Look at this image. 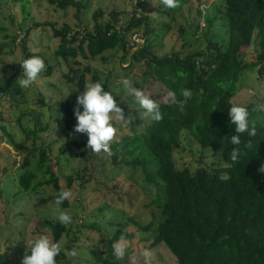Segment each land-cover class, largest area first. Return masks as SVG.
Segmentation results:
<instances>
[{
  "label": "rangeland",
  "instance_id": "374dc122",
  "mask_svg": "<svg viewBox=\"0 0 264 264\" xmlns=\"http://www.w3.org/2000/svg\"><path fill=\"white\" fill-rule=\"evenodd\" d=\"M76 1L84 3L85 9L80 12L73 7L60 9L48 0H0V44L4 45L0 54V89H5L8 84L13 94L0 99V255L6 254L7 264H21L31 240L47 235L53 241V231L48 223H58L52 215L54 202L50 200L55 191L46 185L52 174L64 189H68L65 188L66 178L74 179L69 188L74 198L69 200L66 208L72 215V223L64 226L69 233L63 234L57 242L62 249L60 255L65 259L58 260L57 264H102L101 239L113 237L119 229L130 236L126 239V256L119 264H145L141 256L144 248L153 252L151 264H177L162 244L150 247L157 224L152 215L159 213V206L156 189L144 182V173L153 172L156 178V166L139 137L151 120L121 91L119 81L128 78L134 87L135 83L141 85V91L156 103L167 104L174 97L168 96L169 91L155 79L158 76L154 72L152 78L143 82L144 61L131 62L132 54L143 44L139 47L136 44L137 47L131 48L123 57V52L118 49L119 37H111L105 39L106 50L102 57L92 60L78 56L64 60L57 55L60 40L53 37L47 23L58 29L68 26L72 32L83 33L93 30L94 14L101 12L98 23L104 24L110 21L113 12H117V24L121 26L136 11L138 17L146 15L150 18L153 29L146 41L141 38V43L159 58L173 53L206 52L210 42L217 43L222 51L233 53L237 41L229 33L228 19L223 13L224 0H177V6L171 9L165 8L161 0ZM143 33L140 28L139 32L134 30L128 34L130 45L138 43L136 39ZM23 41L25 46L21 45ZM257 42L256 32L249 31L247 44L240 48L245 62L255 61ZM23 48L30 57L42 58L45 65L37 81L27 89L17 84L22 73L19 63L25 59ZM86 67L91 70L86 75V83L96 82L92 74H97L105 89L115 95L125 119L131 117L129 125L120 127L116 124L117 133L110 143V153H94L88 148L72 146V142L87 143V139H82L80 133L63 131L58 111L60 104L71 101L75 106L76 97L82 94L68 78L75 74L79 76ZM224 71L233 73L229 67ZM230 103L249 110L252 128L264 127V72L261 76L257 69L239 73L236 94ZM18 145H23V149H18ZM41 149L46 153L44 161L40 158ZM83 152L85 154L81 155ZM111 154L116 157V162ZM25 160L28 166L22 169ZM137 160L146 163L145 169L132 165ZM174 161L178 169L187 168L191 172L199 167L215 171L227 166L220 156L213 155L208 149L201 150L188 132L182 133ZM25 171L35 176L27 192L19 184ZM161 197L163 200L164 195ZM130 219L143 226L155 221V225L150 231H142ZM72 252L76 254L71 255Z\"/></svg>",
  "mask_w": 264,
  "mask_h": 264
},
{
  "label": "trees",
  "instance_id": "16d2710c",
  "mask_svg": "<svg viewBox=\"0 0 264 264\" xmlns=\"http://www.w3.org/2000/svg\"><path fill=\"white\" fill-rule=\"evenodd\" d=\"M48 2L60 9L73 7L77 12L85 9L84 3L76 0ZM223 13L228 19L230 36L237 41L233 53L222 51L217 43L210 42L206 52L194 51L184 55L173 53L161 58L141 43V38L144 37L146 41L153 29L150 18L146 15L138 17L136 11L121 26L117 24V12H113L110 21L104 24L98 23L101 12L94 14L93 30L83 33L72 32L68 26L58 29L56 25L47 23L53 37L60 40L57 55L64 60L76 59L78 56L92 60L102 57L106 50L105 39L111 37H119L118 49L123 52V57L134 46L143 44L130 58L131 62L137 64L145 62L143 82L152 78L154 72L158 76L155 79L169 92L175 93L172 102L157 103L161 120L151 121L139 138L156 166V178L153 172L144 173V182L154 185L156 189L159 206V213L152 215L157 224L150 247L162 244L175 257L177 264H264V172L260 171L264 165V127L253 128V136L247 132L241 134V144L237 146L240 155L233 162L230 151L234 146L230 143V137L235 135V131L227 115L232 105L230 100L236 94L237 75L254 69H257L259 76L264 72V0H224ZM140 28H143L144 33L138 38L139 42L130 45L127 35L134 30L139 32ZM249 31H255L258 39L256 59L250 63L244 61L240 51L247 44ZM21 45L25 46L24 41ZM3 48L4 45L0 44V54ZM23 50L25 59L29 58L27 50ZM225 67L231 68L233 73H226ZM70 72L74 71L70 69ZM90 73V68L86 67L85 72L69 77L68 81L83 91L86 75ZM223 75L226 76L222 81L219 80ZM92 78L101 82L97 74H92ZM135 87L142 89L136 83ZM185 88L190 89L192 95L181 108L177 102L183 99L180 92ZM0 93L3 97L13 95L8 84L5 89H0ZM73 108L71 101L60 104L58 111L64 132L74 129L76 121ZM20 126L25 133L23 125ZM183 132H188L201 150L210 149L213 155L220 156L226 168L209 171L199 167L194 172L187 168L178 169L174 153L180 148ZM80 136L87 139L84 134ZM71 144L77 148H86L87 145L85 142ZM17 148L23 149V145ZM39 152L41 161L47 159L44 150ZM111 157L116 162L113 154ZM132 165L145 169L146 163L137 160ZM27 166L28 161L25 160L22 169ZM34 178L32 172L25 171L19 179L20 188L29 191ZM73 182V177H67L65 188H71ZM46 185L52 186L55 193L64 189L59 179L52 174ZM161 195H164L163 200ZM50 200L54 202V195ZM61 207L68 208L69 201H65ZM130 220L142 231H150L155 225V221L143 226L134 219ZM48 224L52 228L54 242H59L63 234L69 233L59 223ZM120 237L130 238L121 229L111 238L102 237V264L120 263L112 254V244ZM67 250L70 251V247ZM56 259L65 258L59 255ZM0 264H7L6 254L0 255Z\"/></svg>",
  "mask_w": 264,
  "mask_h": 264
},
{
  "label": "clouds",
  "instance_id": "9594fccd",
  "mask_svg": "<svg viewBox=\"0 0 264 264\" xmlns=\"http://www.w3.org/2000/svg\"><path fill=\"white\" fill-rule=\"evenodd\" d=\"M165 8H174L177 6V0H161ZM22 73L18 78L17 84L22 88H29L37 81L44 70V61L39 56H32L19 63ZM22 77V78H21ZM121 91L131 97L135 103L143 110L145 117L151 121L161 120V112L156 101L146 96L143 91L133 86L128 78H122L119 81ZM70 94V91L68 95ZM67 95V97H68ZM182 100L178 105H183L190 99L192 93L190 89H181ZM169 97L175 96V93L169 92ZM115 95L101 82H87L82 94L76 97L73 108L75 133L84 134L87 137L86 148L94 153H110V143L114 140L117 127L129 125L131 117L125 119L123 110L118 106L114 99ZM59 101V100H58ZM229 122L234 126L235 135L230 137V143L234 147L230 151V158L233 162L238 160L240 155L239 146L241 144L240 136L247 132L249 136L255 135V130L250 126L249 110L240 104H232L227 111ZM210 150V149H209ZM211 151V150H210ZM261 172H264V165L261 166ZM74 193L71 189H63L54 194L53 218L59 224L67 227L72 223V215L67 209L61 207L65 201L72 200ZM128 242L124 237H120L112 244V254L119 261L126 256ZM30 254H27L29 253ZM61 245L53 242L47 235H39L29 242L28 250L22 257L21 264H57V257L61 254ZM72 252L71 255H75ZM145 264H151L153 252L149 248H144L141 252Z\"/></svg>",
  "mask_w": 264,
  "mask_h": 264
},
{
  "label": "built area",
  "instance_id": "2783aa9c",
  "mask_svg": "<svg viewBox=\"0 0 264 264\" xmlns=\"http://www.w3.org/2000/svg\"><path fill=\"white\" fill-rule=\"evenodd\" d=\"M136 42H139V40H138V39H136ZM2 98H4V97H3V94H2V93H0V99H2Z\"/></svg>",
  "mask_w": 264,
  "mask_h": 264
}]
</instances>
